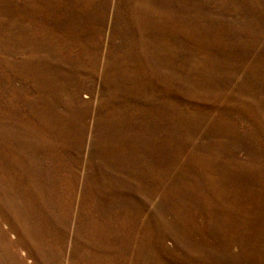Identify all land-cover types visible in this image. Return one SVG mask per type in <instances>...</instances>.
<instances>
[{
	"label": "rangeland",
	"instance_id": "rangeland-1",
	"mask_svg": "<svg viewBox=\"0 0 264 264\" xmlns=\"http://www.w3.org/2000/svg\"><path fill=\"white\" fill-rule=\"evenodd\" d=\"M0 264H264V0H0Z\"/></svg>",
	"mask_w": 264,
	"mask_h": 264
}]
</instances>
